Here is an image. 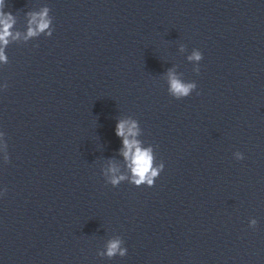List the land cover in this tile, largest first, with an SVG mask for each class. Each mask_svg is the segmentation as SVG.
<instances>
[{
	"label": "clouds",
	"instance_id": "1",
	"mask_svg": "<svg viewBox=\"0 0 264 264\" xmlns=\"http://www.w3.org/2000/svg\"><path fill=\"white\" fill-rule=\"evenodd\" d=\"M4 0H0V8L3 7ZM46 13L41 14V19L37 23L36 17L33 16L32 23L37 24L38 31H44L48 28L49 22L43 19V16ZM12 16L11 14H4L0 11V25L3 26L2 31H0V41L7 43V36L10 35L9 29L12 27ZM36 31L29 29V35H35ZM203 58L202 53L197 51L192 54L188 59L200 61ZM5 57L3 56L2 52H0V60H4ZM196 84L194 83H185L178 79L176 75L173 73H169V91L171 92L172 96L177 99L186 98L192 93L194 89H196ZM115 134L117 137L122 139L123 143V150L122 155L125 157L126 160L130 161V168L132 172V182L139 187L142 184H147L148 187H153L155 180L159 177L160 173L164 169V163H161L159 168L153 167V155L151 148H141L139 146L138 141L136 140H129V136H135L136 133V124L132 122L130 126H128V121H118L116 124ZM111 172H115L116 169H110ZM125 177L120 176L116 177L113 176L111 179L112 185H118L121 180ZM255 221H253V224ZM119 240L110 241L107 247V255L109 257H113L117 254L120 256H124L126 254V249H122L120 247Z\"/></svg>",
	"mask_w": 264,
	"mask_h": 264
}]
</instances>
